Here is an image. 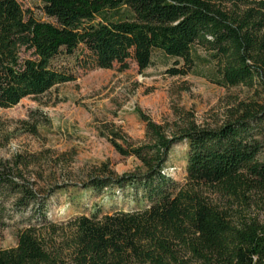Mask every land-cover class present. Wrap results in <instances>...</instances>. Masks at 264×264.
Segmentation results:
<instances>
[{"label":"trees","instance_id":"trees-1","mask_svg":"<svg viewBox=\"0 0 264 264\" xmlns=\"http://www.w3.org/2000/svg\"><path fill=\"white\" fill-rule=\"evenodd\" d=\"M37 1L48 19L26 13L18 0H0L1 108L73 81L57 59L79 48L86 67L124 70L132 57L140 71L160 51L175 58L165 71L173 76L194 66L191 47L198 44L215 64L212 82L245 86L252 95L234 100L215 127L197 124L192 114L162 124L139 110L148 142L122 145L118 132L108 136L139 168L90 176L80 185L96 192L127 186L140 206L95 208L58 229L46 201L65 185L44 192L22 175L20 154L0 158V226L8 220L4 197L16 212L33 208L16 245L0 247V264H264V0ZM180 141L187 144L183 182L165 171Z\"/></svg>","mask_w":264,"mask_h":264},{"label":"rangeland","instance_id":"rangeland-1","mask_svg":"<svg viewBox=\"0 0 264 264\" xmlns=\"http://www.w3.org/2000/svg\"><path fill=\"white\" fill-rule=\"evenodd\" d=\"M18 1L26 13L29 10L40 19H48L37 0ZM191 51L194 66L185 75L172 76L165 71L175 65V58L160 51H155L151 65L140 71L132 57L124 70L118 65L110 69L86 67V52L79 48L57 59L63 70L74 74L73 81L37 97H25L12 107H0V158L14 161L20 154L22 175L37 182L44 192L55 183L65 185L46 201L47 218L57 229L64 221L89 215L95 208L110 213L140 206L127 186L113 185L96 192L80 185L90 176H119L139 168V160L120 154L108 137L114 130L122 145L125 140L136 145L148 142L146 122L139 110L162 124H173L180 115L192 114L197 124L215 127L225 120L234 100L252 95L245 86L224 88L212 82L216 70L209 52L198 44ZM182 65L178 60L176 66ZM32 124L35 132L28 130ZM186 152V142L180 141L168 154L165 171L179 182L186 174ZM3 199L8 220L6 226H0V247L8 248L16 245L33 208L16 212L12 198ZM259 214L264 219V213Z\"/></svg>","mask_w":264,"mask_h":264}]
</instances>
